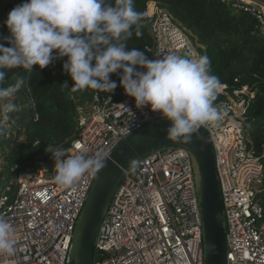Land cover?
Listing matches in <instances>:
<instances>
[{
	"label": "built area",
	"instance_id": "1",
	"mask_svg": "<svg viewBox=\"0 0 264 264\" xmlns=\"http://www.w3.org/2000/svg\"><path fill=\"white\" fill-rule=\"evenodd\" d=\"M228 2L235 11L254 17L264 35V0ZM145 13L153 19V43L147 49L154 55L149 60L171 53L202 56L166 9L149 2ZM116 76L120 80L119 72ZM225 89L220 93L227 100L215 104L222 118L203 128L212 143L225 209L228 264H264V144L257 156L244 116L254 93L248 86L232 94ZM156 118L159 114L149 108L136 109L122 86L112 93L97 90L92 104L79 108L71 141L55 146L105 160L127 135ZM17 127L11 114L0 132V147L3 140L17 136ZM3 171L0 151V217L12 224L16 236L15 252L0 257V264H73L74 229L97 174L61 187L54 181L53 160L50 165L42 159L20 171ZM94 264H205L194 164L186 148L142 158L121 181L100 226Z\"/></svg>",
	"mask_w": 264,
	"mask_h": 264
},
{
	"label": "clouds",
	"instance_id": "2",
	"mask_svg": "<svg viewBox=\"0 0 264 264\" xmlns=\"http://www.w3.org/2000/svg\"><path fill=\"white\" fill-rule=\"evenodd\" d=\"M141 17L134 0H24L15 6L5 21L9 35L0 37V132L19 110L15 100L25 83L22 77L10 82L9 74L21 68L30 72L34 65L43 69L65 56L63 71L74 82L72 91L112 93L117 83L110 76L119 72L120 86L136 109L149 108L170 122L165 129L169 139L190 142L201 127L221 119L214 101L224 85L206 55L171 53L149 60L136 48L128 50L127 40ZM46 151L54 161V181L61 187L95 176L105 166L98 155L82 150L69 154L53 146ZM129 163L135 167L137 161ZM15 244L12 224L0 217V257L11 256Z\"/></svg>",
	"mask_w": 264,
	"mask_h": 264
},
{
	"label": "trees",
	"instance_id": "3",
	"mask_svg": "<svg viewBox=\"0 0 264 264\" xmlns=\"http://www.w3.org/2000/svg\"><path fill=\"white\" fill-rule=\"evenodd\" d=\"M23 2L0 0V37L9 35L5 24L8 13ZM149 2L166 9L186 29L202 56L206 55L210 60L212 73L226 85V92L232 94L233 89L248 86L254 93L244 116L250 147L260 156L264 144V35L257 20L247 13L235 11L224 0H134L135 10L142 17L138 28L134 26L133 35L127 40V47L144 52L148 59L154 55L147 49L153 43V19L145 13ZM53 55H56L55 51ZM66 60L67 56L54 60L43 69L34 65L30 72L21 68L9 74L10 82L22 77L25 83L15 100L19 110L12 114L18 125L17 136L1 142L3 173H9L10 168L20 171L42 159L50 165L51 153L46 149L70 142L76 132L79 108L92 104L97 90L72 91L74 82L63 71ZM110 79L116 81V89L121 87L116 73L111 74ZM64 83L68 87H62ZM226 100L227 96L219 92L214 103ZM262 161L264 163V158ZM261 203L264 207V195Z\"/></svg>",
	"mask_w": 264,
	"mask_h": 264
},
{
	"label": "water",
	"instance_id": "4",
	"mask_svg": "<svg viewBox=\"0 0 264 264\" xmlns=\"http://www.w3.org/2000/svg\"><path fill=\"white\" fill-rule=\"evenodd\" d=\"M169 123L162 118L148 122L127 135L104 160L105 166L94 179L74 229L73 264H94L100 226L115 190L133 168L129 162L138 163L146 156L157 158L160 152L169 153L177 146L190 152L194 164L203 219L204 263L228 264L226 216L211 140L203 127L192 135L190 142L169 139L165 132Z\"/></svg>",
	"mask_w": 264,
	"mask_h": 264
},
{
	"label": "rangeland",
	"instance_id": "5",
	"mask_svg": "<svg viewBox=\"0 0 264 264\" xmlns=\"http://www.w3.org/2000/svg\"><path fill=\"white\" fill-rule=\"evenodd\" d=\"M22 139L24 138V136L21 137Z\"/></svg>",
	"mask_w": 264,
	"mask_h": 264
}]
</instances>
